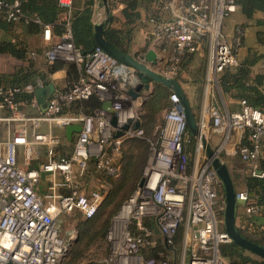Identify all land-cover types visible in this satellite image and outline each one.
<instances>
[{
  "label": "built area",
  "instance_id": "obj_1",
  "mask_svg": "<svg viewBox=\"0 0 264 264\" xmlns=\"http://www.w3.org/2000/svg\"><path fill=\"white\" fill-rule=\"evenodd\" d=\"M20 1L0 0V10L8 9L9 20L18 21L22 17ZM59 4L65 8L58 19L63 25L59 38L53 40L52 25H43V38L48 42L45 61L49 68L55 67L58 60L77 64L82 71L78 80L55 88L45 111L34 94L37 87L47 84L45 79L36 77L23 86L0 87V264H63L72 237L62 235L60 216L77 212L92 218L104 199L102 189L88 190L78 176L84 175L92 157L96 158L99 171L117 176L120 166L116 157L122 153L123 138L131 132V128L124 130L121 123V100L130 98V83L137 79L135 68L99 45L84 53L74 43L73 0H59ZM153 7L155 11L148 17L154 24L150 33L163 44L156 50L158 63H162L158 72L179 78L185 58L207 48L205 86L211 90L219 84L226 68L239 64L237 51L242 45L244 29L240 24L231 33L224 28L226 18L240 9L238 0H153ZM169 50L163 61L161 54ZM31 55L36 56L34 52ZM135 58L151 65L146 52ZM21 93L34 96L23 105ZM93 95L102 101H112L115 115L105 108L96 114L73 111L76 102ZM170 101L158 145L152 148L141 177L144 181L142 184L139 181L118 215L123 222L118 253L136 255L143 246L152 243V229L143 222L150 216L156 219L167 245L174 244L183 226L182 244L189 251L188 264H228L220 250V245L231 241L223 229L222 180L206 157L199 162L203 152L200 140H197L195 169L187 173L176 166L188 125L174 92ZM29 109L33 112H28ZM208 116L215 132L248 133V143L238 147L239 155L249 163L252 176L264 177L260 166L264 154V111L242 100L240 110L228 114L211 103ZM113 117L116 124L112 123ZM198 121L203 130L204 118L199 117ZM69 124H81L82 129L75 134L72 154L61 155L57 149L62 134L55 127L65 129ZM3 127H6L4 132ZM133 130L132 134L136 135L143 132ZM43 146L48 150V159L35 166ZM44 178L47 191L41 193L38 185ZM106 182L102 183L104 188L109 186ZM236 195L237 200H248L246 191H237ZM246 210L252 213L256 206L249 204ZM115 256L110 255L103 264H116ZM142 264H154V259Z\"/></svg>",
  "mask_w": 264,
  "mask_h": 264
},
{
  "label": "trees",
  "instance_id": "obj_2",
  "mask_svg": "<svg viewBox=\"0 0 264 264\" xmlns=\"http://www.w3.org/2000/svg\"><path fill=\"white\" fill-rule=\"evenodd\" d=\"M4 1L11 3L15 0ZM113 1L114 0H109L110 9L113 6ZM119 1L125 4L123 13L129 22H134L136 19L140 18V9L142 8L149 12V15L153 12V0ZM238 2L240 4V11L245 16L246 21L240 24L244 29V34L242 37V45L237 51V57H239L240 50L244 45L246 28L247 25H249V21H254L255 25L261 27V29L257 31V42L264 45V18L255 19V14L258 11H264V0H238ZM19 8L22 12V17L18 21L8 19V9L0 10V30L10 32V34L14 35L13 39L0 40V55L7 54L11 56L14 61V68L12 70H0V87L23 86L36 77L43 78L48 83V74L54 68L40 66L28 57V53L31 54L33 50L30 47L28 38L36 32H42L44 24H50L52 27H58L60 29L63 28V25L58 23V19L60 14L65 11V8L59 4V0H21ZM92 14L93 0H87L81 10H74L73 8L72 30L74 43L77 47L81 48L84 53L89 52L98 45L95 40V24L92 21ZM112 18L113 15L110 13L109 21L105 23L104 36L113 46L124 52H129L128 44L131 40L130 33L126 30L124 31L111 27L110 20H112ZM18 27L22 29L21 35L16 33ZM147 48L148 45L143 51H146ZM34 51L37 53L41 52L38 48ZM261 59L264 60V54H258L257 51L250 48L248 54L239 61L238 65L228 67L221 73L219 86L225 94H233L240 101L245 100L250 106L264 111V88H260L264 79V73L255 74L252 69ZM184 63L185 62H183L182 65ZM201 71L203 74V72H205L204 68H202ZM155 85L156 87L152 95L144 103V113L142 114L144 122L141 123L140 121H136L133 125V129H145V131H147L146 129L155 121V115L165 107L171 106L170 95L173 91L162 83L156 82ZM33 96V94L21 93L19 98L23 102V105H25L32 100ZM102 107L103 101L98 96L93 95L88 99L76 102L72 106V109L76 113L93 114ZM187 131H189L190 137L194 138L188 126ZM247 134L248 133H246V135ZM63 137L66 138L65 133ZM131 141L133 145H138L139 152L137 155H134L133 152L131 153L126 150L125 154L120 157V176L114 180V187L116 189L111 191L107 203H110L113 197L117 195L118 189L121 188L122 191L128 192L135 185L137 187L141 180L146 161L145 153L149 147V142L144 138H135L131 139ZM247 143L248 135L247 141L240 145ZM131 147L133 146L131 145ZM186 150L190 152V146H188ZM260 163L261 169L264 171V159H262ZM109 178L108 181L112 182L113 178ZM245 182L249 192H253L257 196V208H264V177L246 176ZM128 197L124 201H126ZM143 222L152 230L155 228L159 230L154 217H146ZM131 227L135 229V223H132ZM106 228L107 225L104 226L102 232L105 233ZM223 229H225L224 225ZM238 230L247 239L264 246V238L249 235L240 227H238ZM179 239L181 242L183 241V226L179 228L174 244L166 245L174 248ZM245 250L246 249L242 246L230 241L225 245L224 252L230 257L231 262L235 261L236 258H234L233 254L236 253L237 255H241L242 264H264V257L259 256V259L256 260L250 259V257L243 255Z\"/></svg>",
  "mask_w": 264,
  "mask_h": 264
},
{
  "label": "rangeland",
  "instance_id": "obj_3",
  "mask_svg": "<svg viewBox=\"0 0 264 264\" xmlns=\"http://www.w3.org/2000/svg\"><path fill=\"white\" fill-rule=\"evenodd\" d=\"M230 16L226 18L225 22L228 21ZM230 21V20H229ZM231 29L238 25L237 20H231ZM227 23V22H226ZM236 23V24H235ZM225 30L229 29V27L224 25ZM230 30V29H229ZM229 32V31H227ZM231 33V32H229ZM148 36H152L151 33H148ZM134 48L140 46L138 43L141 42V39L137 37V34L134 35ZM136 44V45H135ZM149 46V45H148ZM150 47V46H149ZM158 50V49H156ZM134 51V50H133ZM142 52V51H141ZM200 53H194L192 55H188L183 62L181 75L178 79H185L187 78H201L204 80V73L202 74L201 69L206 67V60H207V48H203ZM170 54V50L167 53H162L163 61L168 57ZM192 56V57H191ZM28 57L36 62L40 66H45L46 61L43 59L42 56L40 57H33L30 53H28ZM136 57V56H135ZM191 57V58H190ZM140 62V61H139ZM144 63V62H142ZM146 64V63H145ZM161 64H158L155 68H160ZM14 68V61L12 60L11 56H3L0 55V70L9 71ZM49 68V67H48ZM156 87V85H155ZM114 100V99H113ZM133 102L132 99H123L121 100L122 103V110H121V123L126 124L131 119L132 122L130 123L131 132L123 138L122 144V153L120 155L123 156L125 151L133 152L134 155H137L139 152L138 145H133L131 139L140 138V139H147L149 142V147L146 150L145 156V166L148 163V160L152 154V148L158 145L161 129L165 123V115L169 106L162 109L155 115V121L146 129H141L143 132L141 135L132 134L133 125L136 121H140L141 123L144 122L142 114L144 113L143 107L144 103H141V99H137ZM28 112H32L30 109ZM97 113V112H96ZM95 112L93 114H96ZM108 113H113L115 115L114 110H109ZM109 116H113L108 114ZM6 127H3L1 130L4 132ZM55 131L59 134H62V129L60 127H55ZM202 134H205L207 138V130H202ZM191 132V131H190ZM192 134V133H191ZM193 135V134H192ZM189 131L186 132L184 138V146L182 153L176 157V166L179 170H183L187 173L192 172L195 167L198 165V152H197V138L190 137ZM76 139V135L73 136V140L70 141L67 138L62 136V144L57 149V153L61 155H70L73 152L74 142ZM132 143V144H131ZM131 145L133 147H131ZM190 146L191 151L188 152L186 149ZM41 152L38 153V159L36 163L45 162L48 159V150L46 147H41ZM203 155V152L201 156ZM202 157L199 159L201 161ZM96 160L92 157L89 161L88 167L84 173V175L78 176V180L80 183H83L84 186L88 190L92 189H102L104 194V199L101 203L100 210L98 213L92 218H85L80 213H71V214H62L60 216V224H61V233L66 238H71V248L66 256L63 264H103L105 259H107L110 255H117L115 256L116 264H142V262L147 261L148 259H154V264H162L163 261H166L167 264H186L183 261L184 258V247L182 242L177 241L176 246L173 248L168 247L163 240L162 234L158 229L152 230V241L153 245H148L146 247L141 248V250L136 255H123L119 254V247L122 241V229H123V222L118 218V215L121 211L122 205L125 203V199L130 196L135 190L136 185L130 191H122L121 188L118 189V193L116 196L113 197L110 203H107L109 200V195L114 187V180L119 178L118 176H108L107 174L99 171L96 168ZM145 168V167H144ZM144 171V170H143ZM75 172L78 174V167L75 166ZM143 174V173H142ZM111 181H108L110 178ZM103 180H107L109 182V186L104 188L102 186ZM129 198V197H128ZM108 199V200H107ZM124 201V203H123ZM106 203V204H105ZM123 203V204H122ZM107 225L105 229V233L102 232L104 226ZM228 243V242H227ZM227 243H223L220 245L221 252L225 257L228 264H242L241 255H237L234 253L235 261L231 262V259L226 253L225 245ZM176 250V251H174ZM117 253V254H116ZM244 256L250 257V259L256 260L259 259V255L245 250L243 252Z\"/></svg>",
  "mask_w": 264,
  "mask_h": 264
},
{
  "label": "crops",
  "instance_id": "obj_4",
  "mask_svg": "<svg viewBox=\"0 0 264 264\" xmlns=\"http://www.w3.org/2000/svg\"><path fill=\"white\" fill-rule=\"evenodd\" d=\"M86 1L87 0H73L74 10L83 9ZM124 7L125 4L119 0L113 1V6L111 9L109 7V0H107V3L104 0H93L92 21L95 25L99 23H104V29H105V23L109 21V14L111 13L113 15V18L112 20H110V26L116 29H122L124 31L126 30L130 33L131 40L128 44L129 52L127 53L133 56L147 52L148 49H154L155 51L156 49H160L163 46L162 42L155 39L153 36L150 37L148 36V33L151 32L154 26V24L148 20L149 12H147L145 9L142 8L140 9L141 12L140 18L136 19L134 22H129L123 13ZM152 11L153 12L155 11L154 7ZM230 18H231L229 19L230 21L237 20L238 24H243L246 21V18L241 13L240 9L237 12L231 14ZM258 18H264V11H258L255 14V19ZM229 20L226 21L227 23L225 22V26L226 27L228 26L230 29V30L227 29V31L232 32V29L230 28L232 25ZM58 23L60 22L58 21ZM248 24L249 25H247L246 33H245L244 45L240 50L238 62L248 54L250 48L257 51L258 54H264V45L257 42V31L261 29V27L255 25L254 21H249ZM62 30L63 28L60 29L58 27H53V40H57L59 38V35L62 33ZM21 32L22 29L18 27L16 33H19L21 35ZM136 34L137 37L141 39V42L138 43L139 45H137L140 46V48L138 47L134 48V41H135L134 35ZM13 37L14 35L10 34V32L0 30L1 41L7 39H13ZM28 39H29L30 47L33 49L31 53L34 52L36 56L38 57L42 56L43 59H45L44 51L48 45V42L45 41L43 38V31L32 34L31 36H29ZM147 45H149L150 47L148 46L147 50L143 51V49L147 47ZM37 48L41 50L40 53L34 51ZM3 56H7V54ZM158 64L159 63H157L156 65L151 64L150 66L157 71L158 69L155 67H157ZM56 65H55L56 68L54 67L53 70H51L48 74V82L52 81L55 85V88L65 87L77 81L82 73L79 66L75 63L58 60L56 62ZM206 65H207V60H206ZM252 69H253V73L255 74L264 73V60L262 59L259 60V62L255 66H253ZM205 73H206V67H205ZM179 81L182 85V88L184 89L185 94L187 95L190 101L193 111L195 112V114H197L198 120L199 117L204 118L205 126L203 130L204 132L205 130H207V139L209 140L211 145L218 150L221 159L225 161L226 164L228 165L236 191H246L248 193L247 201L238 200L237 214H236L237 228L238 227L242 228L249 235H254L256 237L264 238V208H257L256 205L257 196L255 195V193L249 192V190L247 189L245 177L252 175L250 173L249 163L243 161L238 152L239 145L247 141V135L244 131L241 130H232L230 132L229 131L215 132L210 127V118L208 116V106L211 103L217 104L223 114H228L230 112L240 110L241 101L238 98H236L233 94H225L222 88L219 86V84L213 87L211 90H207L205 86V74H204V80H201V78L199 77L195 79L186 77L185 79H179ZM155 83L156 82L151 81L150 88L148 90L143 89L141 92V97H146V100L149 99L155 89ZM260 88H264V79ZM141 97L137 99H141ZM130 99H132L131 96ZM132 100L133 102L135 101V103L138 102L134 99ZM102 108L112 111L113 110L112 101L110 100L103 101ZM64 133H65V129H62V134L64 135ZM41 150L42 149L40 148L39 152H41ZM201 157H202L201 161H204L205 158L204 153L202 156L200 155V158ZM262 159H264V154L261 156L260 161ZM116 160L121 168L120 156H117ZM39 164L40 163H35V166H38ZM103 181L106 182L107 180H103ZM106 183L109 184V182ZM47 185H48L47 180L45 178L42 179L41 183L38 185V190L41 193L46 192ZM249 204H254L256 206V210L252 213L247 212L246 210V207ZM162 237L164 240L163 234ZM153 244L154 243L152 241V243L149 245H153ZM183 247H184L183 261L184 262L187 261L186 264H188L189 251L184 245Z\"/></svg>",
  "mask_w": 264,
  "mask_h": 264
},
{
  "label": "water",
  "instance_id": "obj_5",
  "mask_svg": "<svg viewBox=\"0 0 264 264\" xmlns=\"http://www.w3.org/2000/svg\"><path fill=\"white\" fill-rule=\"evenodd\" d=\"M107 3V0H104ZM95 40L99 46L104 50L115 56L121 62L130 65L135 68V74L137 79L130 83V88L128 90L132 99L136 100L141 97V92L143 89L150 88V82H159L169 87L179 98L180 104L183 107V111L186 115L187 125L191 133L201 142L202 150L205 157L212 168L217 172L222 180L225 195V210L223 216V223L225 226V231L231 238V241L237 243L243 248L264 257V246L253 242L246 237H244L237 228L236 225V214H237V191L229 170L228 165L219 156L218 150L215 149L209 140L202 134V129L199 124L198 118L192 109L190 101L182 88V85L178 78L168 77L162 73L154 70L151 66L139 62L135 56L120 50L119 48L113 46L107 41L104 36V23H99L95 25ZM147 60L156 65L158 63L157 52L154 49H148L146 52ZM55 90V85L52 81H49L46 85L42 87H37L34 91L36 100L43 111L48 108V99ZM146 97H141V103H145ZM117 119L113 117L112 123L116 124ZM132 120L123 125V129L127 130L130 127ZM81 124H69L65 127V135L68 140L72 141L73 136L81 131ZM123 133H120L121 135ZM144 179L141 180L142 184Z\"/></svg>",
  "mask_w": 264,
  "mask_h": 264
},
{
  "label": "bare ground",
  "instance_id": "obj_6",
  "mask_svg": "<svg viewBox=\"0 0 264 264\" xmlns=\"http://www.w3.org/2000/svg\"><path fill=\"white\" fill-rule=\"evenodd\" d=\"M203 132V131H202ZM205 135V134H204Z\"/></svg>",
  "mask_w": 264,
  "mask_h": 264
}]
</instances>
